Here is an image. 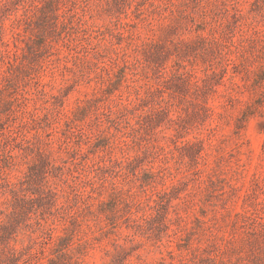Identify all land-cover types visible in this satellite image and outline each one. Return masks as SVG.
Segmentation results:
<instances>
[{
    "label": "clouds",
    "instance_id": "clouds-1",
    "mask_svg": "<svg viewBox=\"0 0 264 264\" xmlns=\"http://www.w3.org/2000/svg\"><path fill=\"white\" fill-rule=\"evenodd\" d=\"M0 264H264V0H0Z\"/></svg>",
    "mask_w": 264,
    "mask_h": 264
},
{
    "label": "rangeland",
    "instance_id": "rangeland-1",
    "mask_svg": "<svg viewBox=\"0 0 264 264\" xmlns=\"http://www.w3.org/2000/svg\"><path fill=\"white\" fill-rule=\"evenodd\" d=\"M38 27H40V25H38ZM39 43L40 41L37 40L36 43L30 46L28 49V56H26L25 59H28L30 63H31V60L36 57V54L39 51V48H38Z\"/></svg>",
    "mask_w": 264,
    "mask_h": 264
}]
</instances>
